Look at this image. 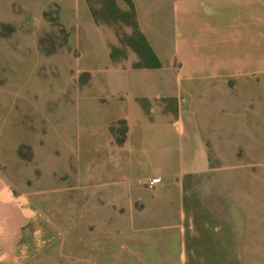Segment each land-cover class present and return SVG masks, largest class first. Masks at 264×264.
Here are the masks:
<instances>
[{
    "label": "crops",
    "instance_id": "obj_1",
    "mask_svg": "<svg viewBox=\"0 0 264 264\" xmlns=\"http://www.w3.org/2000/svg\"><path fill=\"white\" fill-rule=\"evenodd\" d=\"M142 1L55 3L68 39L52 53L40 46L46 25L42 11L33 32L20 25L0 34V51L8 42L3 60L12 55L9 50L25 47L39 60L60 54L74 61V132L64 136L68 129L49 112L54 123L38 146H32L31 158L18 154L9 159L0 153V264H46L72 234L74 258L86 257V264H105L100 261L104 257L125 264L130 256L142 263L149 246L173 264V242L183 248V264H208L210 257L238 262L247 256V243L264 242V216L240 222L244 195L237 173L232 166L217 164L228 157L210 155L190 101L196 82L221 79L224 66L248 64L235 47L224 53L223 35L237 40L247 28L232 24L238 22V11L223 10L241 4L248 18L254 0H197L204 18L199 41L213 33V42L205 37L199 45L175 43L161 37L160 44L146 43L143 49L126 42L137 31L114 28L108 16L121 12L122 2L131 3L123 8L134 10L143 36L144 17L157 13L159 5L143 6ZM161 1L171 3L174 27L175 10L181 7L175 0ZM62 8L70 11L69 18H62ZM166 19L164 27L169 26ZM224 20L230 26L223 27ZM1 61L0 56V87L6 83ZM121 121L126 130L119 142L112 127ZM53 144L63 155L46 151ZM69 153H74V171L60 175L59 163ZM155 177L160 181L150 188L148 181Z\"/></svg>",
    "mask_w": 264,
    "mask_h": 264
},
{
    "label": "rangeland",
    "instance_id": "obj_2",
    "mask_svg": "<svg viewBox=\"0 0 264 264\" xmlns=\"http://www.w3.org/2000/svg\"><path fill=\"white\" fill-rule=\"evenodd\" d=\"M61 2L62 0H0V21H21L0 22V34H10L20 25L30 33L33 32L39 26L37 18L42 11L46 25L40 43L42 42L45 50L56 51L68 39V31L60 23L58 7L55 5ZM141 4L159 5L157 13H145L143 29L146 31L143 36L139 33L141 27L136 22L134 10H125L126 7H131V3L122 2L121 12L111 11L108 14L110 20L115 22L112 24L114 28L131 27L137 31L132 39L126 38L128 44L135 43L143 49L146 43L160 44L161 37L169 42L174 40L175 43L189 40L190 43L199 45L200 42H205V37L207 42H213V33L203 34L204 40L199 41V27L204 18L200 15L197 0H175V4L180 5L181 9L175 10L174 27L171 24L170 1L159 0L152 3L144 0ZM163 5L166 6L164 9L161 8ZM246 9L241 4L236 8L229 4L223 10L226 13L238 11V22L232 24L238 25L240 29L247 28V32L237 35V40L224 34L223 47L224 53H230L233 47L237 48L240 60L247 61L248 64L224 66L221 79L196 82L190 97L210 155L221 154L228 157L229 161L217 164L232 166V171L237 173L240 193L244 195H240V222H246L248 217L264 216V5L261 0H254L248 7V18ZM70 14L69 10L61 9L62 18H69ZM137 14L139 17L138 12ZM162 18H167L169 26H163ZM83 21L80 22L82 26ZM211 21L215 25L212 19ZM149 23L153 24L152 30ZM230 24L224 20L222 26ZM7 44L8 42L2 45L0 51L3 78L6 79V83L0 87V153L3 152L9 159L16 158L18 154L31 158L32 146H38L44 132L54 123L48 119L49 112H53L52 117L58 118L57 122L63 124L65 130L68 129L63 132L64 136L74 132V81L70 72L74 68V61L60 54L39 60L32 50L25 47L13 52L9 50L12 55L8 56V60H3L8 52ZM230 69L233 71L230 72ZM0 82L3 81L0 79ZM44 110L47 114L43 113ZM123 127L122 121L115 124L117 137ZM45 148L49 153L63 155L59 145L53 144ZM71 171H74V153H69L67 160L60 162L57 168V172L64 176ZM146 174L151 173L148 171ZM73 241L72 234L63 243V250L56 252V257L47 259L46 264H86V257L74 258ZM247 245V256L240 257L238 262L233 257H210L207 259L208 264H264V242L256 240ZM169 250L173 256V264H183L182 246L173 242ZM147 251L148 256L142 263L130 256L125 264H148L150 261L154 264H169L161 250L149 246ZM100 261L113 264L114 259L104 257Z\"/></svg>",
    "mask_w": 264,
    "mask_h": 264
},
{
    "label": "trees",
    "instance_id": "obj_3",
    "mask_svg": "<svg viewBox=\"0 0 264 264\" xmlns=\"http://www.w3.org/2000/svg\"><path fill=\"white\" fill-rule=\"evenodd\" d=\"M40 46L43 48L42 42L40 43ZM43 49L45 50V48H43ZM45 51H47V50H45ZM54 51H55V50H49V51H47V53H52V52H54ZM122 123H123V126H124V127H123V130H122L120 136L117 137V139H118L119 142H121V141L123 140L124 135H125V130H126V127H125V123H124V121H122ZM112 132H113L114 134H117V133L115 132V130H114L113 127H112Z\"/></svg>",
    "mask_w": 264,
    "mask_h": 264
},
{
    "label": "built area",
    "instance_id": "obj_4",
    "mask_svg": "<svg viewBox=\"0 0 264 264\" xmlns=\"http://www.w3.org/2000/svg\"><path fill=\"white\" fill-rule=\"evenodd\" d=\"M158 181H160V178H159V177H155V178H153V179H150V180L148 181V186H149L150 188H152V187H154V186L156 185V183H157Z\"/></svg>",
    "mask_w": 264,
    "mask_h": 264
}]
</instances>
